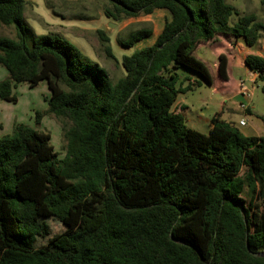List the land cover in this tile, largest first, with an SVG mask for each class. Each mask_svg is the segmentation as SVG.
Masks as SVG:
<instances>
[{
	"label": "trees",
	"instance_id": "1",
	"mask_svg": "<svg viewBox=\"0 0 264 264\" xmlns=\"http://www.w3.org/2000/svg\"><path fill=\"white\" fill-rule=\"evenodd\" d=\"M104 1L113 22L168 13L151 46L122 57L115 82L64 38L32 35L25 0H0V26L15 32L0 36V100L14 104L17 85L44 81L47 112L68 124L62 159L33 127L0 136V264H264V117L259 137L219 115L204 134L173 108L193 85L182 87L177 68L211 84L200 45L255 46L263 22L225 0ZM151 34L131 31L120 45ZM97 35L113 60L108 36ZM244 65L264 95V57ZM216 73L227 81L223 54ZM49 217L64 231L52 234Z\"/></svg>",
	"mask_w": 264,
	"mask_h": 264
},
{
	"label": "rangeland",
	"instance_id": "2",
	"mask_svg": "<svg viewBox=\"0 0 264 264\" xmlns=\"http://www.w3.org/2000/svg\"><path fill=\"white\" fill-rule=\"evenodd\" d=\"M25 1L27 5L23 18L32 35H56L64 38L88 57L92 64H97L105 69L112 82L123 76L120 66L122 57L129 56L137 50L151 46L160 33L164 21L168 18L166 11L158 10L149 15H139L135 18L113 22L104 15V8L108 6L104 0ZM225 2L240 13L256 15L258 20L264 24V0H225ZM235 19L233 16L229 20V25H232ZM109 24H111V27ZM142 28L149 29L152 33L151 36L135 43L131 47L120 45L121 41L127 40L129 32ZM98 31H102L108 36V46L114 57L113 60L106 58L104 45L98 39ZM0 36L14 39V29L0 26ZM221 40L222 37H217L216 40L208 45V48H212L214 53L226 50L223 49L226 45L224 46ZM260 41L263 44L264 34H262ZM195 56L208 64L209 71L211 70L213 77H215L217 69L216 67L214 69V64L215 61L217 62V57L212 56L210 52L203 48L197 50ZM0 71V74L4 73L6 77L7 72L1 66ZM174 72L183 78L184 87L190 82L193 83L190 90L180 94L177 98V100H183L186 106V115L184 117L186 126L206 134L208 131V119L219 109L220 103L225 96L215 92L214 88L209 87L197 74L185 68L179 67ZM244 76L243 69L234 67L231 81L239 79L244 81ZM5 77H0V81L7 78ZM48 94L47 85L44 81H41L33 88H29L25 84L17 85L13 89L16 103L12 104L0 100V123L2 126L0 128V136L2 133L9 134L11 123L13 125L23 124L33 127L49 135L50 145L57 154V158L62 159L65 152V140L62 136V131L63 127H67L68 124L64 121L56 120L47 112L46 99ZM252 102L255 106V112L264 115V96L259 89L253 93ZM227 105L229 106L230 104ZM37 113L39 114L38 120L36 118ZM225 114H223L222 118H225ZM1 130L3 131L2 133ZM45 222L51 228L52 234L64 231L63 225L50 217L45 219Z\"/></svg>",
	"mask_w": 264,
	"mask_h": 264
},
{
	"label": "crops",
	"instance_id": "3",
	"mask_svg": "<svg viewBox=\"0 0 264 264\" xmlns=\"http://www.w3.org/2000/svg\"><path fill=\"white\" fill-rule=\"evenodd\" d=\"M23 17H24V14H23ZM221 41L223 42L224 46L226 45L223 48L226 50H220L217 53H214L212 48H208V45L210 43L206 44V45H200L197 48V50H200V48H203L204 50L210 52V54L212 56H215V57H218V55L223 54L226 58L227 81H221L218 78L217 73H216V76L213 77L212 71L211 70L209 71L208 64L199 59L202 63H204L207 66L208 71L211 75V84H209L208 86L211 88H214L215 92L225 96L224 100L220 103L219 109L216 110V112L212 116H210V118L208 119V131H209L210 126H211V124H210L211 118L215 115H219L220 119L233 122L237 126H238V122L241 119H244L245 125L242 127L238 126L241 133L247 137H259L262 135V128H261L260 122L258 120V117H264V115H261V114H258L257 112H255V106L252 102V97H253V93L255 92V90H257V89L260 90L261 83L258 82V74L250 72L245 67L244 59L248 55H257V56L264 57V42L262 44L261 41L259 40L255 46L246 47L244 45L243 40L240 38L239 39L222 38ZM215 67L217 69V62L216 61L214 64V69H215ZM234 67H237V68L244 70V74H245V76H244L245 80L244 81L242 79H239L236 81H233V80L231 81L232 70ZM0 77H5L4 73H1ZM6 77H7V75H6ZM240 82H243L245 88L248 91V96H242L239 94L238 89H239V83ZM182 87H184V86L182 85ZM227 104H230V105L228 106ZM241 105L244 108H241ZM180 107H184V109L186 110V108H185L186 106L184 104V101L183 100H176L173 108H176V110H177ZM245 111H248L249 114H246ZM223 114L226 115L225 118H222ZM185 115H186V112H184V117H185ZM197 119L199 121H201V119L199 117H197ZM190 123H192V122H190ZM13 126H14L13 123H11V128L9 130V133L12 131ZM1 127L2 126L0 123V128ZM188 128L192 129V127H188ZM2 132L3 131L1 130V133ZM2 135H5V134L2 133L1 136Z\"/></svg>",
	"mask_w": 264,
	"mask_h": 264
},
{
	"label": "built area",
	"instance_id": "4",
	"mask_svg": "<svg viewBox=\"0 0 264 264\" xmlns=\"http://www.w3.org/2000/svg\"><path fill=\"white\" fill-rule=\"evenodd\" d=\"M239 94L242 95V96H248V91L247 89L245 88L243 82H241L239 84ZM241 108H244L242 105H241ZM245 125V121L244 119H241L239 122H238V126L239 127H242Z\"/></svg>",
	"mask_w": 264,
	"mask_h": 264
},
{
	"label": "water",
	"instance_id": "5",
	"mask_svg": "<svg viewBox=\"0 0 264 264\" xmlns=\"http://www.w3.org/2000/svg\"><path fill=\"white\" fill-rule=\"evenodd\" d=\"M109 26L111 27V24H109ZM252 255H253V254H252ZM258 255H260V254H258ZM258 255L254 254V256H258Z\"/></svg>",
	"mask_w": 264,
	"mask_h": 264
}]
</instances>
